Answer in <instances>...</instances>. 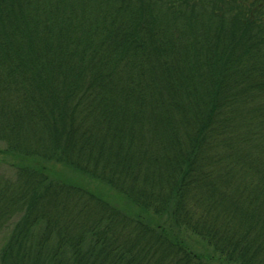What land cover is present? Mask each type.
<instances>
[{"label":"trees","instance_id":"trees-1","mask_svg":"<svg viewBox=\"0 0 264 264\" xmlns=\"http://www.w3.org/2000/svg\"><path fill=\"white\" fill-rule=\"evenodd\" d=\"M0 264H264V0H0Z\"/></svg>","mask_w":264,"mask_h":264}]
</instances>
